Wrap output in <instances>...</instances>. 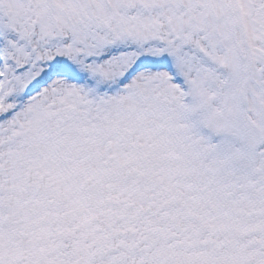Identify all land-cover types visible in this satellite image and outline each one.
Here are the masks:
<instances>
[{"label":"snow or ice","instance_id":"snow-or-ice-1","mask_svg":"<svg viewBox=\"0 0 264 264\" xmlns=\"http://www.w3.org/2000/svg\"><path fill=\"white\" fill-rule=\"evenodd\" d=\"M0 264H264V0H0Z\"/></svg>","mask_w":264,"mask_h":264}]
</instances>
